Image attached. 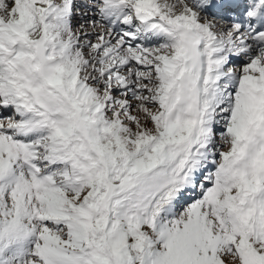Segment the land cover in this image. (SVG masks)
Returning <instances> with one entry per match:
<instances>
[{
	"label": "snow or ice",
	"instance_id": "1",
	"mask_svg": "<svg viewBox=\"0 0 264 264\" xmlns=\"http://www.w3.org/2000/svg\"><path fill=\"white\" fill-rule=\"evenodd\" d=\"M0 264H264V0H0Z\"/></svg>",
	"mask_w": 264,
	"mask_h": 264
}]
</instances>
